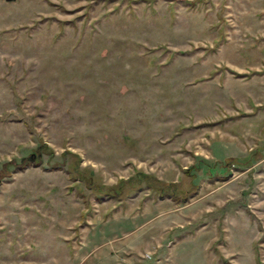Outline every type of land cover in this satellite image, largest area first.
Wrapping results in <instances>:
<instances>
[{
	"label": "rangeland",
	"instance_id": "1",
	"mask_svg": "<svg viewBox=\"0 0 264 264\" xmlns=\"http://www.w3.org/2000/svg\"><path fill=\"white\" fill-rule=\"evenodd\" d=\"M0 264H264V0H0Z\"/></svg>",
	"mask_w": 264,
	"mask_h": 264
},
{
	"label": "trees",
	"instance_id": "2",
	"mask_svg": "<svg viewBox=\"0 0 264 264\" xmlns=\"http://www.w3.org/2000/svg\"><path fill=\"white\" fill-rule=\"evenodd\" d=\"M34 157L36 159L38 155H34ZM234 161L237 162L238 159L235 157H226L222 162V165L228 166L230 164H233ZM68 165L69 167L66 169L70 171V173L73 172L74 174H76V172H79V170L73 163H68ZM200 166H202V168L205 170L207 169L210 174L211 166H209L208 164V167L210 168H206V162L198 161L195 164L189 165L188 167H186V169H184V172L189 177V182L185 188L180 187L175 181L164 183L161 180L156 179V177H153L152 175L144 173L143 171L138 169H136L131 175L125 178L119 177L114 183L108 185L99 183L98 181L94 180L90 173L87 175L85 174V176H80L79 178L86 184V187H88L89 191L93 193L94 197L96 196L95 193H98L97 196L102 197V195H106L110 197H115V199H120L121 196H126L128 194L127 192L130 189L138 188L140 185H143L141 184V182H144V185L148 189H151L156 192L158 196L167 194L169 197L179 201L184 200L187 194L192 192L197 186L196 183L192 182V178L195 177V169ZM95 198L99 199L97 197Z\"/></svg>",
	"mask_w": 264,
	"mask_h": 264
}]
</instances>
